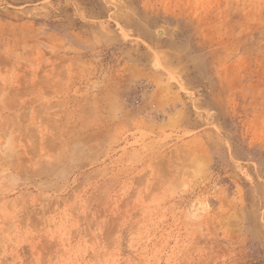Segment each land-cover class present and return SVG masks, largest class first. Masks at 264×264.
<instances>
[{"label": "rangeland", "instance_id": "rangeland-1", "mask_svg": "<svg viewBox=\"0 0 264 264\" xmlns=\"http://www.w3.org/2000/svg\"><path fill=\"white\" fill-rule=\"evenodd\" d=\"M0 264H264V0H0Z\"/></svg>", "mask_w": 264, "mask_h": 264}]
</instances>
